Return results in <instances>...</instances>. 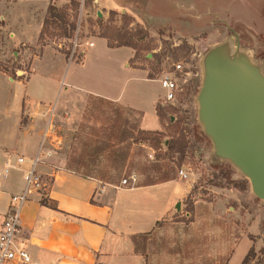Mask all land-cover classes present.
<instances>
[{"label": "rangeland", "instance_id": "rangeland-1", "mask_svg": "<svg viewBox=\"0 0 264 264\" xmlns=\"http://www.w3.org/2000/svg\"><path fill=\"white\" fill-rule=\"evenodd\" d=\"M19 1L27 10L37 0ZM72 1L66 0L63 6L67 7L69 19L77 26L72 39L48 33L44 41L38 39L35 43L22 45L23 41L11 35L12 28L0 21L2 66L10 72L17 70L18 75L28 76L29 61L42 52L44 43L69 51L68 59L80 62L83 59L80 43L89 35L97 36L107 27L121 26L123 15L127 14L134 19L128 29L136 32L143 28L148 32V38L138 40L145 49L134 62L130 60V65L144 68L148 79L159 80L165 73H171L179 85L177 97L173 101H165L162 87L154 80L144 82L132 78L124 86V80L129 76L128 70L122 68L127 51L99 55L101 59L114 61L112 69L106 73V84H110L109 90L114 94L123 90L124 100L139 101L143 97L146 109L150 106L149 97H158L156 106H161L168 114V119L163 122L165 133L181 117H184V127L196 128L199 133L204 134L210 128L201 118L200 93L207 75L206 54L212 46L232 41L230 59L238 60L240 55L250 57L249 63L262 70L264 78V0H205L210 2L211 9H219V13L200 12L205 7L196 3L203 0H164V4L161 3L163 8H170L166 14L158 11L161 13L154 16L141 6L140 11H136L139 18L130 12L109 11L101 6L96 8L93 0H75L80 2V6L78 10H72ZM98 10L104 13L102 17ZM172 12L179 13V16L172 17ZM27 34L31 35V32ZM64 60L52 50L47 51L33 65L29 83L20 87L42 92L45 84L42 72L54 68L53 73L60 79L55 93L57 102L68 91V82L72 78L93 88L91 85L95 83L91 72H81L75 64L65 65ZM178 63L182 65L179 70L176 68ZM17 65L21 68L18 69ZM238 74L227 75L224 69L216 75L211 73L205 92L208 109L221 114L222 106L230 103L232 112L228 119H232L263 94L259 85L241 82ZM3 86L6 94L13 92V87L6 83ZM88 99L76 110L77 113H70L71 121L64 129L65 146L58 159L66 160L74 171L112 184H121L134 174L138 176L136 185L171 178L167 184L164 183V195L172 192L182 196L185 184L191 187L189 194L180 200L179 208L158 230L156 237L161 252L154 254V247L150 245L147 251L149 264H241L252 248L254 254H251L248 264H264V198L258 193L250 173L223 153L213 135L207 134L209 137L203 140L196 152L183 157L178 153L164 156L171 136L163 137L160 147L146 143L143 138L135 139L127 128L128 124H137L140 130L137 113L126 107L117 112L118 103L107 102L103 98L91 96ZM146 114L145 125L150 129L160 128L157 116L148 111ZM115 116L121 118L119 122L114 121ZM124 119L129 123H124ZM263 135L264 123L254 128L252 134H245L239 140L240 146L245 148L250 147L252 141L261 142ZM231 152L238 154V149L234 146ZM213 164L228 166L232 171L231 179H225L223 186L213 184L219 173ZM182 170L187 173V178L181 176ZM167 247L180 252L168 254L165 252Z\"/></svg>", "mask_w": 264, "mask_h": 264}, {"label": "crops", "instance_id": "crops-1", "mask_svg": "<svg viewBox=\"0 0 264 264\" xmlns=\"http://www.w3.org/2000/svg\"><path fill=\"white\" fill-rule=\"evenodd\" d=\"M56 1L58 7L66 4V0ZM50 3L51 0H37L25 10L19 0H0V21L12 28L11 35L23 41L22 45L35 43ZM93 3L96 8L101 6L109 11L130 12L137 18L139 14L136 11H140L141 6L154 16L170 11L169 7L161 5L164 0H93ZM196 4L205 7L200 12H220L219 9H211L210 2L205 0ZM174 13H171L172 17L179 16V13ZM80 45L83 47L80 62L68 59L52 44L43 46L41 54L33 58L28 80H15L0 70V225L11 196L26 188L25 175L39 149L44 113L49 104L57 106L63 134L65 126L71 121L70 113H77L76 110L91 96L134 110L140 116L139 127L142 130H165L156 112L158 97L150 96V106L146 109L143 97L139 101L124 100L123 90L114 94L109 90L110 84H106V73L112 69L114 61H106L99 55L121 51H127L122 68L129 74L124 86L132 78L144 82L150 80L145 69L130 65L134 50L126 46L110 48L105 38L95 35H89ZM49 50L63 57L65 65L75 64L81 72H91L95 83L91 82L93 88L72 78L68 82V91L57 102L55 93L60 79L53 73L54 68L42 72L45 81L42 92L21 88L31 80L33 65ZM231 50L233 43L229 40L212 46L206 55L214 56L220 52V58L225 59L230 58ZM223 51L226 52L225 57ZM249 58L240 55L238 61L252 66ZM131 72L140 74L134 76ZM260 73L263 75V72ZM3 83L13 87V92L6 94ZM147 111L157 116L160 128L150 129L145 125ZM65 140L64 134L61 148L52 151L36 165L45 187L42 191L32 190L30 200L22 210L18 242L30 252L32 264H146L144 256L134 250L132 235L149 232L162 218L171 216L179 208L180 200L189 194L190 185L185 184L182 196L172 192L164 195L162 190L167 182L130 187L84 175L69 169L66 160L58 159ZM21 157L26 159L25 163H19Z\"/></svg>", "mask_w": 264, "mask_h": 264}, {"label": "trees", "instance_id": "trees-1", "mask_svg": "<svg viewBox=\"0 0 264 264\" xmlns=\"http://www.w3.org/2000/svg\"><path fill=\"white\" fill-rule=\"evenodd\" d=\"M55 0H51V3L47 9V15L42 24V30L39 35V40L44 41L46 40V35L50 33L51 35H61L67 39H72L74 37V33L76 31V23L69 19L70 14L68 13L67 7H58ZM72 10H78L80 6V2L73 0L72 1ZM101 20V19H100ZM134 21L133 17L124 14L122 19L121 26H110L107 27V30L101 31L97 36L105 38L107 40V45L110 48L116 47H130L135 51V55L130 59L131 61H135L141 55V51L145 49L143 43H140L138 40H143V38H148V32L146 29L139 28L136 32L128 29V26ZM59 31V32H51V31ZM47 45L46 43L43 46ZM60 52L66 55L67 58L70 57V52L65 51L64 49H59ZM41 54V53H40ZM39 54V55H40ZM38 56L37 54L34 55ZM33 57V58H34ZM33 58L29 61V69L28 71L31 73V64ZM18 69L21 68L20 65H17ZM138 68V67H136ZM141 68V67H139ZM144 69V68H142ZM0 70L7 73L11 78L19 81L28 80L29 75L24 77V75H18L17 70L10 72L5 67L2 66L0 63ZM107 102H113L108 99H104ZM123 106L117 104L116 111L119 112L123 110ZM132 110V109H131ZM136 113L134 110H132ZM156 112L159 116L160 121L163 123L165 119H168L167 110L161 108V106H156ZM121 118L115 116L114 121L119 122ZM124 123H129L127 119L123 120ZM184 117H181L177 121L173 122L171 125V129L168 133L160 130H139L137 124L130 125L128 124V132L131 134V137H135V139L143 138V140L148 144H155L157 147L162 146V139L165 136H171L172 140L169 142L168 150L164 153V156L169 155L170 153H178L181 157L185 156L189 152H196L198 151L201 146L202 142L206 137H209L206 133H199L196 128H186L183 125ZM189 135L192 137L189 139ZM213 167L219 170V173L214 178V185L216 186H223L225 179H231L232 171L228 166L213 164ZM68 168L73 170V167L68 165ZM92 176V175H88ZM171 180V178L165 177L163 180L156 181L153 183H162ZM167 217L162 218L158 221L156 227L145 233L134 234L132 235V241L134 243V250L136 253L141 254L144 256L146 264H149L150 259L147 251L149 250L150 245H153V253L159 254L161 251L160 245L157 241V232L160 228L165 225V220ZM168 254H177L178 249H173L171 247H167L165 250ZM251 254H254L253 248L250 250L248 255L245 257L241 264H248Z\"/></svg>", "mask_w": 264, "mask_h": 264}, {"label": "water", "instance_id": "water-1", "mask_svg": "<svg viewBox=\"0 0 264 264\" xmlns=\"http://www.w3.org/2000/svg\"><path fill=\"white\" fill-rule=\"evenodd\" d=\"M98 15L102 17L100 11ZM220 54L218 52L214 56L210 55L211 57L207 55L205 61L207 75L200 93L201 118L210 126L205 133L213 135L214 139L216 138L223 153L228 154L227 156L232 158L235 165L250 173L252 180L257 185L258 193L264 198V135L261 142L252 141L250 147L243 148L239 142L245 134H252L254 128L264 123V87L261 86L264 85V78L260 73L262 71L238 60L235 61L227 57L225 59L220 58ZM222 69L227 72V75H237L240 72L238 76L241 82L259 85L263 92L256 101L248 104L232 119H228L232 112V107L229 106L230 103L225 104V107L222 106L221 114L215 109L214 111L211 108L208 109L206 106L205 92L209 87L210 75L211 73L216 75ZM218 111H220V108ZM234 146L238 149L240 156L237 153L232 154L231 150ZM237 156L241 159L238 160Z\"/></svg>", "mask_w": 264, "mask_h": 264}, {"label": "built area", "instance_id": "built-area-1", "mask_svg": "<svg viewBox=\"0 0 264 264\" xmlns=\"http://www.w3.org/2000/svg\"><path fill=\"white\" fill-rule=\"evenodd\" d=\"M179 70L182 68L180 63L176 64ZM157 81L165 94V101H173L177 97L179 85L176 78L171 73H165ZM44 127L41 131V140L39 149L31 162V167L25 175L26 188L21 193L13 194L10 198L6 213L3 216L0 225V264H32V256L28 249L18 242V236L21 230V216L23 207L30 200V192L32 190L42 191L45 183L41 175L36 170V165L43 162L46 156L63 145L64 134L63 127L60 122L61 115L57 112L55 103L46 106L44 113ZM19 163H25L26 159L21 157ZM9 172V168L6 169ZM183 178H187V173L183 170L180 172ZM138 176L131 175L128 179L122 181L130 187L137 186Z\"/></svg>", "mask_w": 264, "mask_h": 264}]
</instances>
